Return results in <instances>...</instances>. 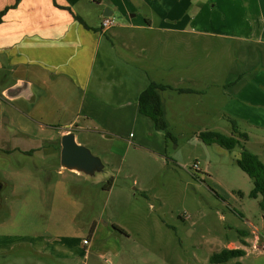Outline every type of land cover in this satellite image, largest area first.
Wrapping results in <instances>:
<instances>
[{
    "label": "rangeland",
    "instance_id": "374dc122",
    "mask_svg": "<svg viewBox=\"0 0 264 264\" xmlns=\"http://www.w3.org/2000/svg\"><path fill=\"white\" fill-rule=\"evenodd\" d=\"M101 5L112 12L106 36L112 34L117 52L139 53L151 78L180 87L205 88L207 82L213 94L231 73L240 78L232 88L236 95L230 101L225 86L226 95L217 96L221 109L213 113L210 98L195 102V96L160 90L173 137L155 129L151 140L127 137L128 142L104 138L94 123L84 125L78 104L88 92L67 76L34 72L31 65L12 72L5 65L0 70V231H74L80 242L91 240L88 256L82 244L74 260L59 264H264L263 240L252 231H264L261 196L249 195L251 178L235 161L244 146L264 165V0H100V11ZM164 25L175 30L164 31ZM30 76L36 88L47 84L54 95L38 88L31 100L1 95L4 87ZM244 87L255 93L249 104L237 96ZM73 117L82 123L76 141L105 164L94 176L60 168L61 131ZM231 119L247 133L234 148L199 137L205 130L230 135ZM57 180L65 184L56 187ZM58 201L81 203L76 222L47 219V206ZM40 204L46 207L35 218L34 208L26 207ZM225 247L243 248L245 254L225 263L209 261ZM18 248L15 253L25 247ZM14 255H3L0 264H56L45 254Z\"/></svg>",
    "mask_w": 264,
    "mask_h": 264
},
{
    "label": "crops",
    "instance_id": "0c3cea01",
    "mask_svg": "<svg viewBox=\"0 0 264 264\" xmlns=\"http://www.w3.org/2000/svg\"><path fill=\"white\" fill-rule=\"evenodd\" d=\"M98 6L100 0H0V11L7 7L0 19V70H4L6 65L10 71L17 72L18 68L31 65L33 69L31 71L34 72L41 69L53 77L61 74L67 76L78 90L88 92V95H80L78 104V109L84 110V125L85 122L94 123L104 138L119 137L128 142L130 140L127 137H133L137 139L136 141H145V139H153L155 134H158L154 131L151 119L139 112L137 104L139 92L150 81L168 86L161 91L174 89L177 94L186 93L195 96V102L210 98L212 103H209V110L213 113L221 109L218 95L227 94L230 96V101L236 95L232 93V88L234 82L240 78L231 73L220 82L223 89L213 94L209 93L207 82L205 88L193 85L180 87L151 78L145 69L146 66L138 58L139 53L133 54L125 49V52H117L116 44L111 39L112 34L107 37L106 29L100 28L102 13L108 9L103 10L101 5L102 11H100ZM76 16H79L87 26H84ZM162 29L175 30L172 25H164ZM178 30L191 32L192 29L181 27ZM192 31L207 33L205 30ZM123 48L127 49L126 46ZM19 79L29 82L32 96L36 95L37 88L42 93L54 95L55 90L47 84H39L36 88L34 85L36 82L32 80L36 78L30 76L20 77L17 80ZM211 82L215 83L214 80ZM225 86L229 87L230 94L228 92L225 94L227 91ZM177 88H189L192 91L180 92L176 90ZM239 95H242L244 102L248 104L255 97L254 91L246 90L245 87L242 92L239 91L237 96ZM165 118L168 122L166 110ZM76 120V117H73L61 134L69 128H73L75 133L76 129H82V123ZM59 171L61 169H58ZM64 184V181L55 182L56 187ZM65 206L70 207L71 210L57 215L55 210ZM81 206L79 201L50 203L47 206L50 209V216L47 219L53 221L65 217L67 221L65 224H73L77 221ZM45 207L46 205L40 204L32 207L27 205L26 208H34V216L37 218L36 216L43 214L40 209ZM83 225L87 227L89 224ZM97 228L95 222L92 235ZM76 229H79V226ZM252 231L257 233V240L261 237L264 243V231L258 232L257 229ZM84 239L82 238L81 243L74 231L63 234L39 232L16 234L0 231V262L3 255L13 251L15 255L22 256L45 254L52 257L56 264L63 259L72 261L78 256L79 249L83 245L86 247L83 256H88L87 246L90 245L91 240L83 243ZM22 245L25 248L15 253V249H19L18 247Z\"/></svg>",
    "mask_w": 264,
    "mask_h": 264
},
{
    "label": "trees",
    "instance_id": "16d2710c",
    "mask_svg": "<svg viewBox=\"0 0 264 264\" xmlns=\"http://www.w3.org/2000/svg\"><path fill=\"white\" fill-rule=\"evenodd\" d=\"M7 7L0 11V19L2 14L6 11ZM80 22L87 26L83 20L76 16ZM168 87L167 85L150 81L145 88H143L137 98L138 110L140 113L149 117L153 123L155 129L162 130L167 137L172 138L170 131H168V122L165 118V110L163 100L160 95V90ZM176 90L192 91L189 88H177ZM231 134L226 135L216 130H205L199 133V137L206 143H216L226 149H232L236 145L241 144L239 138L247 139V133L241 132L237 129V125L233 119H231ZM236 164L248 174L252 181V188L249 192L251 197H257L260 195L259 206L264 215V165L259 157L241 146L240 155L235 160ZM112 179L109 178L106 186L111 185ZM94 227V224L92 228ZM113 228L123 231L118 225L112 224ZM245 254V250L240 247L229 248L225 247L218 252L212 253L209 257V261L213 263H225L232 257H240ZM51 262H47L50 264ZM232 264H239V261H235Z\"/></svg>",
    "mask_w": 264,
    "mask_h": 264
},
{
    "label": "water",
    "instance_id": "95a60500",
    "mask_svg": "<svg viewBox=\"0 0 264 264\" xmlns=\"http://www.w3.org/2000/svg\"><path fill=\"white\" fill-rule=\"evenodd\" d=\"M110 10L103 11V16H110ZM2 96L6 99L25 98L31 100L32 90L28 81L19 79L2 90ZM75 130L69 128L60 135L59 165L61 169L94 176L105 169V164L98 155L93 154L89 148L79 144L75 139ZM3 183L0 182V190Z\"/></svg>",
    "mask_w": 264,
    "mask_h": 264
},
{
    "label": "built area",
    "instance_id": "2783aa9c",
    "mask_svg": "<svg viewBox=\"0 0 264 264\" xmlns=\"http://www.w3.org/2000/svg\"><path fill=\"white\" fill-rule=\"evenodd\" d=\"M113 25V19L111 16H103L101 21H100V28L101 29H107L110 26ZM194 166H196V164H194ZM88 240L84 239L83 243H87Z\"/></svg>",
    "mask_w": 264,
    "mask_h": 264
}]
</instances>
